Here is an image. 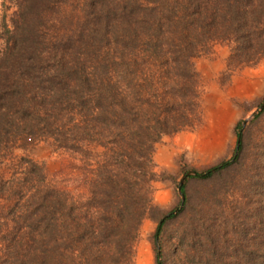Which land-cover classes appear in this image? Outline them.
Here are the masks:
<instances>
[{
	"label": "trees",
	"instance_id": "obj_1",
	"mask_svg": "<svg viewBox=\"0 0 264 264\" xmlns=\"http://www.w3.org/2000/svg\"><path fill=\"white\" fill-rule=\"evenodd\" d=\"M9 2L0 26V264H134L145 218L156 223L155 264H169L162 238L173 223L183 228L170 264H264V106L235 124L230 158L185 177L175 207L163 213L153 201L166 178L156 143L200 121L193 58L217 41L230 48L224 77L259 63L264 0ZM35 140L71 158L69 186L30 158L2 167L5 150ZM219 174L244 199L220 219L187 215L189 180Z\"/></svg>",
	"mask_w": 264,
	"mask_h": 264
},
{
	"label": "rangeland",
	"instance_id": "obj_2",
	"mask_svg": "<svg viewBox=\"0 0 264 264\" xmlns=\"http://www.w3.org/2000/svg\"><path fill=\"white\" fill-rule=\"evenodd\" d=\"M14 8L9 0H0V26L3 21H9ZM227 48L228 44L215 41L210 43L205 52L193 58L199 78L200 121L196 127L165 135L155 145L153 161L158 171L166 172V178L154 183L153 201L163 213L177 205L180 197L177 185L184 173L193 169L203 170L233 155L237 142L235 124L242 121L246 125L258 111L264 96V58L256 65L237 68L227 78L223 75ZM222 59L224 68L217 73ZM259 127L254 129V135H257ZM168 151L175 152L169 167L163 164ZM155 153L160 162L154 158ZM20 157L30 158L43 168L48 178L57 176L62 178L63 184L69 186L66 177L72 171L71 158L63 151L54 149L47 140L29 141L5 150L2 167ZM237 172L236 177H241L244 170ZM231 181L230 175L226 174L221 178L219 174L207 181L189 180L192 210L187 215L192 216L195 210L201 209L205 212L203 214L218 216L220 219V210L230 212L229 206L244 199L241 196L243 192L228 185ZM155 224L150 218L142 221L135 245L134 264H155L154 246L151 242ZM182 228L183 225L173 223L164 232L162 239L165 263L170 264L174 259V244L177 242V233Z\"/></svg>",
	"mask_w": 264,
	"mask_h": 264
},
{
	"label": "crops",
	"instance_id": "obj_3",
	"mask_svg": "<svg viewBox=\"0 0 264 264\" xmlns=\"http://www.w3.org/2000/svg\"><path fill=\"white\" fill-rule=\"evenodd\" d=\"M229 48H227V50H226V55L224 56V59H225V61H226V58L228 57V55H229ZM224 59H222L221 61H220V65L218 66V69H217V73L218 72H221L222 70H223V68H224ZM215 77H217V75H215ZM155 149V148H154ZM154 153V152H153ZM156 155H157V153H155L154 154V158H156V160H157V162H160L159 160H158V157H156ZM175 155V152H171V151H168L167 153H166V161L163 163V164H165L166 166H170L171 164H172V159H173V156Z\"/></svg>",
	"mask_w": 264,
	"mask_h": 264
},
{
	"label": "water",
	"instance_id": "obj_4",
	"mask_svg": "<svg viewBox=\"0 0 264 264\" xmlns=\"http://www.w3.org/2000/svg\"><path fill=\"white\" fill-rule=\"evenodd\" d=\"M263 106H264V101L260 104V106L258 107V110L262 109ZM250 116H252V115H250ZM237 147H238V142L236 143V149H235V152L237 151ZM194 173H195V172H194L193 170H189V171H187L186 173H184V174L180 177L179 182H178V187H177V190H178V191H179V186L183 183L185 177H186L187 175H192V174H194Z\"/></svg>",
	"mask_w": 264,
	"mask_h": 264
}]
</instances>
